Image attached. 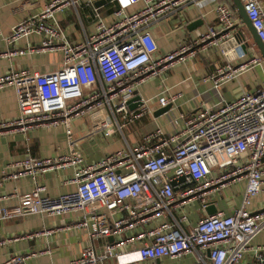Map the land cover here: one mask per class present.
Instances as JSON below:
<instances>
[{"label": "built area", "instance_id": "2783aa9c", "mask_svg": "<svg viewBox=\"0 0 264 264\" xmlns=\"http://www.w3.org/2000/svg\"><path fill=\"white\" fill-rule=\"evenodd\" d=\"M80 0H52L40 13L15 25L0 41L9 45L33 35L42 36L38 46L8 51L24 56L61 51L63 63L53 73L15 72L0 76V90L16 89L20 116L0 124V133H23L89 118L91 134L124 132L153 110L172 106L174 97L164 96L151 107L139 94L150 78L160 77L178 63L212 48L228 57L233 50L245 58L246 42L228 44L237 28L238 13L221 0H111L116 21L106 24L91 0L98 24L85 41L73 43L57 20V13ZM264 43V7L260 0H241ZM144 2V7L128 12ZM215 3L221 29L209 27L198 40L171 53L157 56L158 44L149 27L188 5ZM264 64L260 55L234 64L226 62L204 80L214 90L237 80L244 72ZM139 97L140 99H136ZM130 103L134 107L130 108ZM173 113L170 109L165 114ZM172 131L160 126L139 138L134 146L117 150L100 161L86 164L76 153L41 159L28 154L8 163L1 183L24 177L37 179L49 170L78 168L70 183L75 190L57 197L43 184L21 197L15 208H3L4 221L30 215L78 216L74 229L86 231L87 246L68 264H122L125 255L137 256L124 264H159L169 259L194 257V264H264V209L251 210L253 200L264 191V82L255 92L237 99L202 106L195 114L174 117ZM73 136V134H72ZM74 137L71 144L81 141ZM245 182L241 204L231 214L209 215L214 197ZM199 203L198 220L191 223L186 212ZM110 238L113 241H110ZM6 240H0V246ZM35 254L14 255L2 264H28Z\"/></svg>", "mask_w": 264, "mask_h": 264}, {"label": "crops", "instance_id": "0c3cea01", "mask_svg": "<svg viewBox=\"0 0 264 264\" xmlns=\"http://www.w3.org/2000/svg\"><path fill=\"white\" fill-rule=\"evenodd\" d=\"M52 0H0V32L4 36L11 33L12 28L24 19L40 13ZM99 8L101 19L106 24L116 21V3L111 0H91ZM232 5L238 13L236 29L233 31L231 44H239L236 40L238 33L244 35L247 42L245 58L238 54L223 57L220 50L212 48L199 53L187 61L178 63L160 77L150 78L139 88V94L155 107L161 97H174L171 109L173 113L156 116L146 115L135 126L124 132H101L91 134L89 118H76L69 127L64 125L39 127L23 133L17 130H8L0 133V182L5 166L16 160L24 159L28 154L41 158H56L61 155L76 153L82 156L86 164L100 161L106 155L117 150L134 146L141 135L160 126L165 132L172 131L171 120L180 114H195L202 106L213 107L219 102H229L237 99L244 92H255L264 82V64L257 65L244 72L237 80L225 83L219 90L213 89V84L204 79L214 73L226 62L239 64L249 57L261 55L254 43L253 37L243 24L238 9L231 0H221ZM99 3L97 6L96 3ZM264 7V0H260ZM85 0H80L76 7H66L57 13V20L63 28L67 39L73 43H80L95 33L97 20L91 9L84 7ZM144 2L130 7L128 12L141 10ZM215 3L204 7L188 5L176 13L163 16L154 22L149 30L158 44L157 56H163L176 51L183 44H191L199 39L209 27L221 29L216 15ZM240 37V36H239ZM42 36L33 35L20 42L9 45L0 41V76L11 71L53 73L58 71L63 63L61 51L42 54H27L24 56H6L8 51L36 47L41 44ZM237 52V51H236ZM136 107V106H135ZM20 116V108L16 89L9 87L0 90V124L16 120ZM74 137L82 140L71 144ZM78 168L65 167L54 169L40 174L37 179L24 177L19 180H8L0 185V218L3 208L20 206L21 197L34 190L36 185L43 184L47 194L57 197L75 190L70 183ZM240 194L233 199V187L214 197L217 211L231 214L242 201L245 182L240 184ZM236 186V185H235ZM228 193V194H227ZM264 209V191L253 200L251 210L254 212ZM199 203L192 204L186 209L191 223L186 229L195 225L198 220ZM208 212V211H207ZM78 216L64 215L60 217H46L43 215H28L8 221L0 219V240L6 243L0 246V264L14 255L35 254L28 260V264H68L73 258L80 255L87 246L86 231L74 229ZM264 242V233L258 236L255 243ZM194 257L189 255L181 261L165 259L159 264H194ZM149 264V263H145Z\"/></svg>", "mask_w": 264, "mask_h": 264}, {"label": "water", "instance_id": "95a60500", "mask_svg": "<svg viewBox=\"0 0 264 264\" xmlns=\"http://www.w3.org/2000/svg\"><path fill=\"white\" fill-rule=\"evenodd\" d=\"M232 3L234 4V6L238 9L239 13H240V16L243 20V24L246 26V28L248 29V31L250 32V34L252 35L253 37V40H254V43L256 44V46L258 47L261 55H262V58L264 59V43L261 41V39L259 38L258 34H257V31L256 29L254 28L251 20L249 19L248 15H247V12H246V9H245V6L243 4V2L241 0H231ZM100 2L96 3V5L98 6ZM237 35L239 36H236V40L239 42V41H242V42H245V38H244V35L238 33ZM230 47H234V45L231 44V42L228 44ZM246 45L248 46L247 42L245 44V48H246ZM233 54H236V51L233 50L231 52L230 55H233ZM136 99H140L139 97H137ZM135 106H133L131 103H130V108H134ZM171 109V105L165 107V108H162L160 110H158L156 112V116H160V115H163L164 113L168 112L169 110ZM208 214L209 215H214L216 214L217 212V209H216V206H210L208 208ZM110 241L112 242L113 239L110 238Z\"/></svg>", "mask_w": 264, "mask_h": 264}, {"label": "rangeland", "instance_id": "374dc122", "mask_svg": "<svg viewBox=\"0 0 264 264\" xmlns=\"http://www.w3.org/2000/svg\"><path fill=\"white\" fill-rule=\"evenodd\" d=\"M248 59H250V57ZM240 186L241 185H238V186L236 185V186L233 187L234 194H233V197L231 196V198H233V199L237 198V196L240 194ZM136 258H137V256L135 254H133V255H125V256H122V258L120 259V262L122 264H124V263H127L128 261H130L132 259H136Z\"/></svg>", "mask_w": 264, "mask_h": 264}]
</instances>
